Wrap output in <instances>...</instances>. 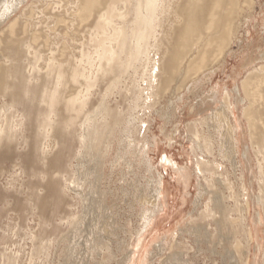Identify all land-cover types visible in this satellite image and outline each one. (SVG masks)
Returning a JSON list of instances; mask_svg holds the SVG:
<instances>
[{"label": "bare ground", "instance_id": "obj_1", "mask_svg": "<svg viewBox=\"0 0 264 264\" xmlns=\"http://www.w3.org/2000/svg\"><path fill=\"white\" fill-rule=\"evenodd\" d=\"M237 1L0 0V152L15 148L16 136L30 127L31 165L42 163L49 167L42 174L51 179L52 174L58 173L67 182L70 177L65 178V171L59 169V156L50 157L51 150L41 144L51 142L65 147L71 138L79 143L71 184L63 183L62 192L73 191L81 203V211L69 217V229L60 235V240L72 234L75 245L88 243L92 254L97 247L104 251L100 264L110 259L111 247L103 239L113 228L108 229V222L99 226L102 215L96 211L100 208L103 213L105 207L106 193L100 187V178L108 151L116 142L114 161L126 160L128 169L132 167V157L138 153L146 155L145 130L140 136L135 123L146 124L145 116L149 117L153 111L165 113L164 109L170 108L169 104H161L165 102L167 85L174 77H187L191 72L199 74L208 55L223 56L233 40L235 30L234 25L230 28L233 24L230 16L239 14ZM37 2L41 5H34ZM55 7L62 9L55 11ZM35 8L41 9L44 19L40 15L34 21V15L38 14ZM171 14L176 23L164 30L163 19ZM15 15L18 16L14 18ZM50 19L52 26L47 22ZM75 39L81 43L74 45ZM261 55L264 58V52ZM244 63H251L250 56L245 57L243 66ZM244 74L241 77L243 99L235 98L224 88L220 107L187 124L195 172L200 179L195 213L189 214L187 224L178 226L157 242L153 254L162 256L157 264L189 262L183 257L185 234L192 237L198 251L205 247L210 255L219 254L223 259L241 258L244 248L254 240L247 218L250 201L261 207L264 215V63L252 66ZM123 81L125 110L112 106L107 99ZM96 88L98 96L92 99ZM168 100L175 117L176 106ZM242 101L241 114L247 122L248 137L244 150L240 149L238 136L241 122L235 115ZM240 154L242 158L237 160ZM143 160L149 168L148 158ZM35 168L31 166L32 174L36 173ZM237 170L240 175L236 178ZM247 172L251 174L250 181ZM231 175L237 179V189L231 183ZM253 179L257 186L255 193ZM152 180L143 187L134 181L121 187L124 194L131 192L143 206L136 246L163 208L161 180ZM225 189L231 190L228 196ZM32 195L35 204L37 200L42 204L39 193L33 191ZM228 197L233 199V206L228 204ZM232 212L236 218L231 217ZM87 221L93 222L92 232L99 234V241L90 234L80 241L82 226ZM48 222L40 216L41 226ZM238 234L246 244L240 240L234 243ZM40 236L38 233L31 237V253L39 258L46 256L50 247V242H44ZM75 245L69 248L72 255L78 253ZM131 246L133 249L125 251L116 264H135L137 251L135 245ZM147 253L146 264L152 251ZM3 257L10 262L11 257ZM58 264H68V261L62 259ZM84 264L89 263L84 260ZM243 264H249V259Z\"/></svg>", "mask_w": 264, "mask_h": 264}, {"label": "rangeland", "instance_id": "obj_2", "mask_svg": "<svg viewBox=\"0 0 264 264\" xmlns=\"http://www.w3.org/2000/svg\"><path fill=\"white\" fill-rule=\"evenodd\" d=\"M40 3L37 2L34 5L40 6ZM237 3L240 7L239 14L230 16L232 17L231 22L233 21L230 28L234 25L233 29L235 30V32L233 31V40L223 56L215 53L208 55L203 61L205 66L199 74L191 72L187 77H174L167 85L168 88L164 94L165 102L161 104V106L169 104L170 108L164 109L165 113L161 110L153 111L149 117L145 116L146 124L137 125V122L135 123V128L140 129V136L145 130L144 134L148 142L145 147L146 155L138 153L139 155L132 157V167L128 169L126 160L114 161L118 144L112 143L100 178V187L106 193L103 197L105 204L103 213L100 208H96V211L101 212L102 215L98 225L101 226L108 222L110 224L108 229L113 228L111 233L104 235L103 242H107L112 250L110 259L104 264H116L125 251L133 249L131 245H135L137 251L134 258L135 264H146L145 257L149 251L152 253L149 254L148 264H157L158 260L162 258V256L158 257L153 254L157 242L163 235L178 226L187 224L189 214L195 213V200L199 191L198 180L200 179L195 172V157L191 150V134L187 124L209 115L215 108L220 107L224 97V88L229 90L235 98L243 99L241 77L245 75V70L264 63V58L261 55L264 52V0H238ZM35 9L38 10V14H35L34 18L36 19L37 15L38 18L34 21H38L42 15L41 9ZM56 9L60 11L62 8L55 7V11ZM17 16L15 15L14 18ZM172 16L173 14L163 19L164 30L176 23ZM47 22L51 23L49 25H53L51 19ZM75 38L78 39V36ZM76 39L73 44L79 45L81 40L76 42ZM247 56H250L251 63H244L243 66L242 63ZM98 92L97 88L92 92V99H95V95L98 96ZM124 94L125 82L123 81L120 88L110 93L107 99L112 106L125 110L127 103L124 102ZM168 99H171L173 105L176 106L175 117L172 116L173 110ZM243 103L244 101L240 103V109L235 111V115L241 122L238 132L241 150H244L245 139L248 143L247 122L241 114V104ZM141 114L139 112L138 116ZM146 125L148 126L145 129ZM142 126L144 127L142 128ZM32 138L30 127H25L15 138V148L5 153L0 152V164L3 166L0 169V264H42V261H44L43 264H58L62 259H66L68 264H72V261L84 264V260L89 264L94 262L100 264L105 257L104 251H100V247H97L96 251V253L99 251V254H92L89 247L87 248L88 243L82 242L75 245V238L72 234H68L64 240H60V235L67 233L69 229V217H73L81 211V203L77 200L74 192L66 191V189L62 192L63 183L71 184L69 180L73 178L77 164L78 141L71 138L65 147L61 145L58 147L57 144L51 142H42L41 144L46 150H51L50 157L59 156V169L65 171V178L70 177L67 182H64L58 173L52 174L51 179L48 175L42 174V170L49 168L45 165L42 166V163V165L37 162L32 164L36 167V173L32 174L30 163ZM140 143L137 145L138 148L141 146ZM241 156L242 154L238 155L237 160L241 159ZM143 157L150 161L149 168L146 167L147 162L143 160ZM145 162L146 166H144ZM15 163H19V165L15 166ZM226 167L229 168L227 162ZM253 169H255V162H253ZM236 175V178L240 175L239 170L236 171ZM250 177L251 174L247 172V180L250 181ZM230 178L232 185L237 189L238 183L235 175H231ZM149 179L155 182L158 179L161 180L163 208L156 213L151 227L144 232L136 246L143 206L131 192H129L131 194H124L121 187L132 181L143 187L146 186ZM256 190V181L253 179V192L255 193ZM33 191L43 197L42 204L38 200L35 204ZM224 192L228 196L231 190L225 189ZM227 202L230 206L234 205L231 197H228ZM256 213H258L259 223L256 222ZM40 216L49 220L48 225H40ZM231 217L236 218V214L232 212ZM247 218L253 229L254 240L244 248V255L241 258L235 256L232 259H223V256L219 254L210 255L205 247L203 251H198L195 249L192 237L185 234L182 239L183 257L189 259L187 264H243L248 259L249 264H262L264 258V215L261 207L250 201V214ZM92 223L87 221L82 226L80 241H83L89 234L97 238L98 241L100 240L99 234L92 232ZM38 233H41L40 237L44 242H50L47 255L40 258L31 253V237ZM3 235H5L4 239L1 238ZM235 240L246 244L240 234L233 239L234 243ZM72 245H75L78 252L73 255L69 250ZM217 249L222 250L219 245ZM3 255L11 257L10 262H7ZM225 257L228 256L225 255Z\"/></svg>", "mask_w": 264, "mask_h": 264}]
</instances>
